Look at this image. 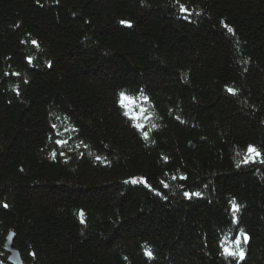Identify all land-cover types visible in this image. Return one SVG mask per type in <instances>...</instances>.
Here are the masks:
<instances>
[{
	"label": "trees",
	"instance_id": "1",
	"mask_svg": "<svg viewBox=\"0 0 264 264\" xmlns=\"http://www.w3.org/2000/svg\"><path fill=\"white\" fill-rule=\"evenodd\" d=\"M261 161L264 0H0V264H264Z\"/></svg>",
	"mask_w": 264,
	"mask_h": 264
},
{
	"label": "snow or ice",
	"instance_id": "2",
	"mask_svg": "<svg viewBox=\"0 0 264 264\" xmlns=\"http://www.w3.org/2000/svg\"><path fill=\"white\" fill-rule=\"evenodd\" d=\"M180 11L181 13H184L186 11V9L184 8L183 5H181L180 7ZM121 23H126L124 21H122ZM229 31H231V29H229ZM35 43V42H33ZM31 62V61H29ZM14 75H18L15 74ZM232 89H229V92H232ZM145 103H147V98H145L144 100ZM135 101L132 97L128 96L125 93H121L119 100H118V106L123 109V114L128 117V119L130 121H132V126L134 128H136L137 130H142L144 125L141 124L139 121L143 118V113L146 111V109L141 108L139 112H132V107L134 106ZM144 138L147 139V133H144ZM58 144H61L62 142L58 141ZM261 157V152L252 145L248 146L247 149V153L245 155V158L243 160V163L247 164L249 162H256L259 158ZM264 162V161H261ZM239 167V165H237ZM132 183H139V182H143V178H133ZM165 187H167V185H165ZM200 193H189L187 191L184 192V196L186 198L190 197V196H199ZM238 206L235 204V202H232V207H231V211L233 213V219H232V223H235V212H237ZM241 237H243L244 242H247L248 237L246 234H244L243 232H241L239 235H237V237L235 238V240H233V244L235 245V250H233L232 248L226 246L225 244H221L220 245V249H221V255H223L226 259L229 257H237L239 256L241 259L243 258V250L240 247V243H241ZM146 256H148L149 258H151V253L150 252H146L145 253Z\"/></svg>",
	"mask_w": 264,
	"mask_h": 264
},
{
	"label": "water",
	"instance_id": "3",
	"mask_svg": "<svg viewBox=\"0 0 264 264\" xmlns=\"http://www.w3.org/2000/svg\"><path fill=\"white\" fill-rule=\"evenodd\" d=\"M15 237L16 233L14 230H10L7 233L4 243V250L7 253V261L9 264H22L21 253L14 244Z\"/></svg>",
	"mask_w": 264,
	"mask_h": 264
},
{
	"label": "rangeland",
	"instance_id": "4",
	"mask_svg": "<svg viewBox=\"0 0 264 264\" xmlns=\"http://www.w3.org/2000/svg\"><path fill=\"white\" fill-rule=\"evenodd\" d=\"M7 235V234H6ZM5 238H6V236H5ZM4 243H5V239H4V241H3V248H4ZM14 244H15V240H14ZM15 246H16V244H15Z\"/></svg>",
	"mask_w": 264,
	"mask_h": 264
}]
</instances>
